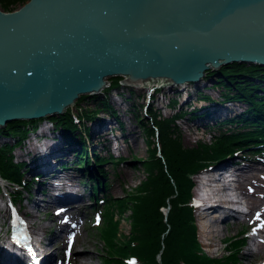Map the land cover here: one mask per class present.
<instances>
[{"label": "water", "instance_id": "water-1", "mask_svg": "<svg viewBox=\"0 0 264 264\" xmlns=\"http://www.w3.org/2000/svg\"><path fill=\"white\" fill-rule=\"evenodd\" d=\"M232 61L264 65V0H27L0 8V125L62 113L110 75L176 84Z\"/></svg>", "mask_w": 264, "mask_h": 264}, {"label": "trees", "instance_id": "trees-1", "mask_svg": "<svg viewBox=\"0 0 264 264\" xmlns=\"http://www.w3.org/2000/svg\"><path fill=\"white\" fill-rule=\"evenodd\" d=\"M24 1L0 0V8L12 10ZM211 73L216 74V78L219 79L223 95L249 102L248 108L256 118L237 120L243 122L241 124L245 127L243 130L229 132L228 129H219L216 134L213 133L208 142L199 139L194 144L185 145L176 123L178 116L182 115L184 110L179 111L176 107L177 113L162 115L160 112L156 113L148 109L147 116L149 114L150 119L147 117L146 120L135 114L137 123L144 133L148 154L139 160L134 157L128 159L132 163H140L146 174L133 191L126 193L125 197L112 198L109 195L102 198L99 208L101 222L98 228L100 239L107 247L104 264H237L239 262V253L242 244L245 243V236L242 235L245 228H242L238 235L226 238L224 253L210 255L203 251L197 237L194 207L191 202L194 185L192 175L245 148H250L253 153L264 151V65L232 61L222 65L220 70L211 69L207 75ZM223 76L229 82H226ZM121 81L122 77H114L105 93L110 89L119 88ZM99 95L82 94L79 99L91 96V99L97 100L101 108L111 109L107 97ZM131 104L136 106L135 103ZM84 109L74 112L68 106L62 113L50 115L49 119L62 132L64 131L66 138L75 134L74 139L77 141L79 137H83L80 124L85 127L86 119L95 116L94 113L98 108ZM72 112L76 116L71 114ZM39 122L41 123L40 120ZM39 122L29 119L0 127L3 135L12 136L14 139L12 143L0 144V175L24 189L15 190V194L18 195L30 191L24 176L26 169H21L22 163L14 159L13 150L19 146L18 142L26 137L27 132L31 128H36ZM81 145L84 146V141ZM93 157L94 161L88 159V163H96L104 173L101 167L112 159V155L101 154ZM77 160L81 165L85 163L80 156ZM95 184L96 182H93L94 193L97 192ZM98 200L99 198L96 199L97 203L100 201ZM127 207L130 211V233L127 237L120 238L117 233L118 220L114 218L112 212L116 210L119 213ZM166 207L167 212L164 213L162 209Z\"/></svg>", "mask_w": 264, "mask_h": 264}, {"label": "bare ground", "instance_id": "bare-ground-1", "mask_svg": "<svg viewBox=\"0 0 264 264\" xmlns=\"http://www.w3.org/2000/svg\"><path fill=\"white\" fill-rule=\"evenodd\" d=\"M222 65L223 64H221L220 67ZM211 69L217 68H208L206 70V74L200 77V80L198 81L196 80L192 82H182L176 84H168V82L137 83L136 85L139 84V88H146L145 90L147 91V96L149 98L148 102H146L147 106L144 108L145 117L148 113V109L152 108L149 107L150 105H153L152 102L156 100H162V98L158 97L159 95H157V93L159 92L161 96H165L166 93L163 91L171 89V91L179 90L182 97L179 99L177 97L178 95L175 93V96H171L172 98L170 97L171 99L167 98V100L175 103V108H173V105H170L169 102L166 104L162 101H160L159 106L169 108L170 113H168V115H171L175 112L177 113V111H173L176 109V107L179 109L180 106H184L186 107L184 109L185 114L187 115V118L192 121L191 123H196L203 128H211V125L214 123L216 126L225 124L241 125L243 122H238L237 120L256 118L252 110L248 108L249 102L223 95V88L219 79L216 78V74L211 73L207 75L208 71ZM113 77H122L123 79L122 75L107 76V85L101 88L100 91L95 93H83L85 95L100 94V97L107 96L109 98L108 101L111 109L105 110L101 108V106L94 107L93 109H98L96 113H94L95 116H92L86 120L84 123L85 127L82 126V138L77 136L79 138L76 141L73 134L66 138L63 133L64 131L62 132L57 127V125L49 119L50 115H47L41 118H34L38 122L40 120L41 123H39L36 128H31L27 132L26 137H24L22 141L18 142L19 146L16 148L19 149V152L17 151V153L14 154L20 157L17 161L22 163L21 169H27L28 177L31 180L30 187L32 189V195L28 191L23 193L20 192V201L23 198L29 199V202L32 203V206H36L37 208H41L42 206L44 208L51 206L55 207L51 211L52 218H50L47 223H42L41 225L37 224L34 226V224L30 222V215L26 216L25 211H22V209L15 206L21 202L13 201L12 204L7 193L0 196V222L2 215H6L7 217L11 216V212H13L11 207H13L20 212L21 220L28 226V235L22 242L13 240L11 241V239L5 237L4 234H0V236L2 235L0 237V264H40L41 257L43 264H57L54 261V255L56 254L54 253V250L48 249V244L52 243L62 234L78 232L77 227L80 225L82 216L85 215L83 212L86 208L89 209V207L92 206L86 204L89 198L93 199L94 205L97 203L96 199L99 198L100 200L103 197H107L109 195L107 189L105 188L106 184L103 183V174L100 171V168L94 164H91L90 162L89 164L88 159L93 160V156L101 155L99 150H104L105 153H107L105 156L110 154L106 148L108 143L107 141L110 136L117 134L122 139H124V135L130 136V134L132 135L134 133L133 129L131 128L132 124L130 119L126 116V114L124 119L120 115L118 110L119 107L112 104V101L117 102L116 97L118 96V98H124L123 100H129V95H125V92L121 90L120 87V90H118V88L110 89L108 94L106 93L107 95H102L105 92V89H107V87H109L111 84L109 79ZM224 79L226 82H229L226 78ZM115 90L116 93L112 94V91ZM126 90L129 89L126 88ZM214 91H216V93L211 94V92ZM93 101L95 104L97 103V100ZM176 101L179 102L178 106H176ZM155 111L159 112V110ZM179 111L181 110L179 109ZM181 117L182 115H179L178 119ZM43 121L45 124H43ZM47 123L48 125H46ZM4 125H0V127H3ZM242 128L244 129L245 127L242 126ZM83 141L84 149L81 148V142ZM5 142L12 143L14 142V139L12 136H5L0 132V144ZM82 150L83 154L80 153ZM79 155L86 158V162L83 165H81V162L77 164V157ZM123 156L124 155L119 153L118 156H112V160L122 161L128 159L123 158ZM261 160L262 161H259L258 159L250 160L244 159L237 155H229L226 161L223 162L224 164H222V166H224L225 163H227L228 170L232 172L231 181L235 182V186H233V188L231 187L230 189L235 191L237 194L238 192L241 193L245 203L248 205V211L240 213L239 216L237 215V212L230 209L231 207L229 206L228 202H226V204L223 202V200H221L214 204L213 202L212 204H206L205 198L199 197L200 191L197 193L196 199L199 200L200 198V203L192 204L194 207V214L196 212V207H199L198 214H202L207 208H212L214 210L213 212H215L212 215L213 219L211 218L212 220L208 223L206 228V231L211 237L215 236L214 231L216 230L215 227L212 226L220 219L218 217L221 215H223V219H220L222 222H234L240 219H250L252 223H256V228L255 231L247 235V239L252 240L253 242L258 240L255 250L258 251L261 249V251H264V171L259 172L264 170V157H261ZM237 169H240V171ZM256 173L258 174L256 175ZM223 177L224 176L221 178ZM89 181H91L92 184L93 182H96L95 188L98 192V195H94L92 193L89 186ZM227 183H230V180H228ZM4 185L5 191L7 192L8 183L4 182ZM100 185H102V187H100ZM193 186L195 187V182ZM228 187L229 186L226 185L222 188L216 189L214 192L215 195H213V197H221L222 195H219L221 190L228 189ZM193 190L192 196L194 195ZM259 204L260 206H258ZM58 205L63 206L61 212L56 211V206ZM216 206L220 209V213L216 212ZM221 212L223 213L221 214ZM65 214H72L75 217V222L72 224V221L70 220L71 217H65ZM56 218L59 220L54 226L53 220ZM245 244L246 238L245 243L242 244V248ZM243 253L247 256H251L254 252L246 248L245 252ZM95 257L96 255L92 253L91 249L88 247L81 249L80 252H77V248H74L72 263L94 264L95 261L93 262V259Z\"/></svg>", "mask_w": 264, "mask_h": 264}, {"label": "rangeland", "instance_id": "rangeland-1", "mask_svg": "<svg viewBox=\"0 0 264 264\" xmlns=\"http://www.w3.org/2000/svg\"><path fill=\"white\" fill-rule=\"evenodd\" d=\"M25 1H27V0H25ZM21 4L22 3L18 4L15 8L19 7ZM113 78H111L109 80L112 81ZM222 78L224 79L225 77L223 76ZM120 83H121V86H120L121 90H123L125 92V95H129V100H123L124 98L123 99L118 98L119 97L118 96V97H116L117 102L112 101V104L119 107L118 110L120 112V115L124 119L126 116L130 119V122L132 124L131 128L134 131V133L132 135H134V136H132L131 134H130V136L129 135L127 136L128 137V146H126L125 144H120L119 148H116L115 150L118 153H121L122 155H124L123 158L134 157V158L139 160V159L146 157L148 152H147V148H146L147 144H146L144 136H143L144 133L141 131V127L137 123L136 115H139V118L143 117L144 120H146L147 117L150 119L149 114H148V116L146 114V117L144 114V108L146 107V102H148L149 98L147 96V91L145 90L146 88H144V87L139 88V84L138 85H126V84H124L123 80ZM131 87H132V90H130ZM120 88H118V90H120ZM126 88H128L129 90H126ZM170 91H171V89L170 90H164L163 92L166 93L165 96H161L159 92L157 93V95H159L158 97L162 98V100H156V101L152 102L153 103V106L151 108L152 111L157 113L158 111H155V110H159V112L162 115H168V113H170L169 108H164L162 106H159L160 101H162L166 104L169 102L170 105H173V108H175V103H172L171 101L167 100V98H170L171 96H175V93H176L178 95L177 97L179 99H181L182 98L181 93L179 90H175V91L172 90L171 92ZM115 93H116V90L112 91V94H115ZM215 93H216V91L211 92V94H215ZM104 94L107 95L108 92H107V94L104 92L102 95H104ZM107 99H109V98L107 97ZM79 100H80L79 98L76 99L75 103L70 106L72 111L75 112L76 110H80L79 108H81V110H82L84 108L93 109L94 107H99V105L97 103L95 104L93 99H91V96H88L86 99L83 98L80 101ZM77 101H78V104H77ZM132 102L135 103V105H136L135 108H134V106H132V104L130 105V103H132ZM176 102H177L176 106H178L179 102L178 101H176ZM164 103H163V105H164ZM77 105L81 106V107L78 108ZM185 108L186 107H184V106H182V107L180 106L179 109L184 110ZM124 110H126V111H124ZM173 111H176V110H173ZM74 112H72L71 114L75 115ZM125 114H126V116H125ZM75 120L77 121V118ZM191 122L192 121L187 118V115L185 114V112H183L182 117L176 121V123L179 126V132L182 136V141L185 145L194 144L199 139H202V140L208 142V141H210V138L212 137L213 133L216 134L219 129H221V130L228 129L229 132L236 131V130H243L241 125L225 124V125H221V126H216L214 123L213 125H211V128H209V127L203 128L200 125H198L196 123H191ZM43 124H45L44 121H43ZM46 125H48V123ZM81 127H82V125H80V128ZM76 132H78V129H76ZM73 135H75V134H73ZM127 147H128V149H127ZM249 149L250 148L243 149L240 152V154H245L246 156L255 157L259 153V152L252 153L253 151H251ZM17 151L19 152V149H17V148L13 150V155H14L15 160H18L20 158L18 155H15L17 153ZM99 152L102 155L107 154V153H105L104 150H99ZM263 154H264V151L260 153V155H263ZM116 161L117 160L111 159V160L105 162V164H103L101 167L104 170V173H102L103 174L102 175L103 183L106 184L105 188L107 189L108 194L112 198L114 196L125 197L126 193L129 191H133L134 187L140 183V181L144 178V175L146 174L144 172V170L142 169L141 164L138 162L131 163L130 159L117 161V162ZM93 164L96 166V163L93 162ZM237 170L240 171V169H237ZM259 170H261V169H259ZM263 171L264 170H261L259 172H263ZM258 173H256V175ZM192 177H197L196 173H194L192 175ZM194 182H195V188L193 187V189H194L193 192L195 195V194H197V189H196L197 188V181L194 180ZM215 182H216V180H215ZM30 183H31V181H30ZM225 183L228 185L232 184V186H235V184H234L235 182L231 181V179H230V183H227V182H225ZM90 185H91V181H89V186ZM205 186L208 188L207 185H205ZM229 186H231V185H229ZM100 187H102V185H100ZM230 188L231 187H228V189H230ZM216 189H218V188L217 187L208 188V197L212 198V200H215L213 202V204L217 203L219 200L220 201L223 200V202L226 203L227 202L226 201V199H227L226 194L228 193V191H227L228 189L221 190V193H219V195H222V197H220V196L213 197V195H215L214 192L216 191ZM238 194L240 195L241 193L238 192ZM31 195H32V193H31ZM240 196L243 197L242 194ZM20 202H21V205L24 206V209L22 211L25 210V212L26 211L28 212L27 215L28 216L30 215V217H29L30 222L32 224H34V226H36L37 224L41 225L42 223H47L50 220V218H52L51 211L53 210L54 206L48 207L49 209L44 208L43 206L41 208H37L36 206H32V203L29 202V199H26V198L21 199ZM86 204L92 205V206H90L89 209L88 208L85 209V211H84L85 215L82 216L80 225L77 227L78 232H76L74 235L75 240H74V242L70 243V247L68 248V250H67L68 242L65 244L66 250H64L62 247L63 242L60 240L61 237H64V234H62V236H59L57 238V240L54 242V244H52V245H51V243L48 244L49 250H54V248L57 246V249L59 250L58 256H60L62 249H63L62 254H63L64 258L67 254H70V258H69L68 262H66L67 264H73L72 263V256H73L74 248H77V252H80L81 249L87 248V247L89 249H91V252L96 255V257L93 259V262L95 261L94 264H104V258H105L106 253H107L106 252L107 247H105V244L100 239L99 228H98V226L100 225V222H101V216H100L101 214H100L99 208L101 207L100 204H102V199L98 203L93 205V199L89 198L87 200ZM211 204H212V202H211ZM260 204L258 206H260ZM94 206H96V207H94ZM247 207H248V205L246 204V208ZM198 209H199V207H196V212H195L198 241L200 242L203 251L207 252L210 255H220V254L224 253L225 252L224 246L226 244L225 243L226 238H230L231 236L238 235V233L240 232V230L242 228H245V230H244V231H246L245 234H250L253 231H255L256 223H252V221L250 219H240V220H237L234 222H231V221H223L222 222L220 219H223V215H221L220 217H218L220 219L219 220L216 219L218 221H216V223L212 226V227H215L216 230L214 231L215 236L211 237L210 234H208V232L206 231V228H207L208 223L213 219L212 215L215 212H213L214 210L212 208H207V209H205V212H203L202 214H198V212H199ZM216 209H217L216 212L220 211V209L217 206H216ZM162 210L164 211V213H166L167 207L163 208ZM129 212L130 211H129L128 207L125 208L124 211H121L119 213L116 210H114L112 212L114 218H116L118 220L117 233H118V236L120 238L127 237V235L130 233V227L131 226H130ZM222 213L223 212H221V214ZM201 215H204V216H201ZM254 218H255V216H254ZM57 221H58L57 218L53 220L54 226L57 224ZM245 238H246V244L243 246L241 252L239 253V262L237 264H264V251H261V249L258 251L255 250L256 246H257L256 245L257 242L255 243L252 240H248L247 235ZM252 246H254L255 249H252ZM246 248L252 250L254 252L253 255H251V256L245 255L243 252H245ZM78 249H80V250H78ZM64 261H66V258ZM56 263H58V262H56Z\"/></svg>", "mask_w": 264, "mask_h": 264}]
</instances>
